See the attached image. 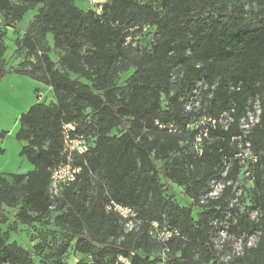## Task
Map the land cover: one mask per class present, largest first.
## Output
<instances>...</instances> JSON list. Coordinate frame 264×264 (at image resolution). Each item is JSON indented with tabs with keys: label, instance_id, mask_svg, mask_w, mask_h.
<instances>
[{
	"label": "trees",
	"instance_id": "16d2710c",
	"mask_svg": "<svg viewBox=\"0 0 264 264\" xmlns=\"http://www.w3.org/2000/svg\"><path fill=\"white\" fill-rule=\"evenodd\" d=\"M76 1L0 0L9 27L42 4L17 39L16 51L34 57L29 66L7 67L8 29L0 30V82L15 72L54 93L52 102H37L20 115L16 138L34 168L0 174V211L16 209L15 228L52 218L68 229L81 255L75 264H118L119 255L130 258V264L161 260L163 244L147 229L126 232L119 217L105 210L111 199L134 206L147 226L160 221L180 229L185 238L170 241L164 264H264V216L253 219L250 214L252 209L264 214V0H105L100 12L84 10ZM49 33L60 50L58 61L49 54ZM200 81L205 83L200 106L187 110ZM257 98L260 119L244 136L240 120ZM232 108L228 127L210 126L203 152L197 153L194 141L202 127L187 124ZM156 121L176 124L180 131L161 128ZM65 123L77 125L90 150L76 161L82 166L76 182L62 190L51 208L49 183L52 169L65 160ZM240 141L244 147L250 143L256 162H241ZM225 161L224 191L201 203ZM246 166L254 186L251 205L243 208L236 190ZM172 184L183 188L188 204L167 197L166 189L175 194ZM227 215L230 236L260 234L255 245L245 241L241 253L222 262L214 237ZM9 238L8 231L0 232V264H44L33 253L38 244L32 251ZM67 248L68 243L60 247L53 264H69L62 259Z\"/></svg>",
	"mask_w": 264,
	"mask_h": 264
},
{
	"label": "rangeland",
	"instance_id": "374dc122",
	"mask_svg": "<svg viewBox=\"0 0 264 264\" xmlns=\"http://www.w3.org/2000/svg\"><path fill=\"white\" fill-rule=\"evenodd\" d=\"M76 3L84 10L98 7L96 4L98 2H93L92 0H77ZM41 6L42 4L32 6L14 27H10L7 30L5 61L7 67L12 71L23 66L27 67L30 61H34V57L27 51H16L17 39H20L27 31L30 22ZM47 40L52 48L49 53L51 59L58 61L60 50L54 48L53 35L51 33L47 35ZM127 76L128 74L122 75V79H125ZM175 76L176 74H174ZM5 77V80L0 82V132L6 131L8 133L4 137H0V148L3 149V152L0 153V174L27 173L34 167L33 164L21 155L22 143L16 138V133L20 128V115L32 106L35 102L34 100L45 103L52 102L54 100V93L52 88L51 90H47L50 86L42 82H40L41 85L36 86L33 79L29 76H20V74L15 72H9ZM204 86V81H200L196 87L195 94H199V98ZM39 91H42L44 96L40 97L38 95ZM195 102V98L191 99L190 105H193ZM112 134H119V131L113 130ZM244 157L247 158L245 154ZM249 171L248 166L242 169L240 173L242 185L236 190V196L242 195L243 197V208L251 205L254 184L250 178ZM172 187L175 194L166 189L167 197L171 196L172 199L181 205L188 204L190 198L187 197L183 188L176 184H172ZM198 211L199 209L197 208L193 212L195 218H198ZM15 212L16 209L8 206H5L4 210L0 211V232H9L10 243L16 241L28 250H32L38 244L40 248L34 250L33 253L36 251L37 258L44 261V264H53L58 250L66 243H68V248L63 254L62 259L66 263L75 264L77 259L81 258V255L75 248L76 239L71 236V232L68 229L55 225L52 218H46V221L42 224H18L17 228H15L17 225L14 217ZM250 214L253 219L264 216L258 209H252ZM229 217L230 215H227L225 220L220 223L222 230L214 237L217 248V259L222 262H230L235 255L241 253L244 249L245 241L248 246L255 245L259 240L260 234L259 231H255L249 235L241 232L230 236L228 233ZM228 239H231V242L226 246L225 243Z\"/></svg>",
	"mask_w": 264,
	"mask_h": 264
},
{
	"label": "built area",
	"instance_id": "2783aa9c",
	"mask_svg": "<svg viewBox=\"0 0 264 264\" xmlns=\"http://www.w3.org/2000/svg\"><path fill=\"white\" fill-rule=\"evenodd\" d=\"M92 1L98 2L96 3L98 7H94L93 9H95L97 12H100L101 4L105 0ZM3 28L8 29L10 27L5 25L4 18L0 14V30ZM147 28L148 27H145L144 31H147ZM139 37H141V35H138L136 37L137 40L133 43V45L137 44ZM130 40L131 37H128L127 43H129ZM195 90L193 95L185 104L187 110H191L193 108H195L196 110L200 106L199 94L196 95ZM38 95L40 97L44 96L42 91H39ZM194 98L196 99V102L193 105H190L191 99ZM259 100L260 99L257 98L253 102L252 108H249L247 114L240 120V125L244 136H246L250 132L252 127L260 119L261 106ZM233 110L234 108L225 111L220 116L203 115L187 124L188 128L202 127L199 133L196 135L194 141V149L197 151V153L202 154L203 152V137L208 136L210 126L212 128H215L218 124H221L222 127L227 128L230 122L233 120V117L231 115V112ZM156 124L161 128H167L171 132L180 131L179 126H177L176 124H164L160 123L159 121H156ZM62 135L64 140L62 153L65 157V160L59 165L55 166L51 171V179L49 183V195L52 200L51 208H54L56 206V203L60 199L62 190L65 187L70 186L72 183L76 182L79 174L82 171V166L77 164L76 161L77 159L83 157V155H85L90 150V143L82 133H79L77 131V125L75 123H65L62 128ZM240 138L241 137H236V139L238 140H240ZM249 145L250 143L246 142V146L244 147L242 146V142H239L240 152L237 153V156L241 157V162H244L246 159L252 160L253 162L257 161V155L252 153ZM244 154L247 156V158L244 157ZM225 163L226 167L222 170V173L218 177L211 179L210 188L205 194L202 195L200 199L201 203H205L209 199L218 198L224 191L226 183L224 182L223 177L226 175L228 168L227 161H225ZM105 210L109 213H114L119 217L120 222L123 224L126 232L147 229V232L152 237L163 244L162 250L160 252L161 260L151 264H164L167 253L170 250V241L176 237L185 238L179 228L171 227L166 223H161L160 221H153L149 226L145 225L143 219L139 217L136 208L132 205H127L111 199L105 204ZM91 258V255L88 256L89 260ZM116 263L130 264L131 262L130 258L119 255Z\"/></svg>",
	"mask_w": 264,
	"mask_h": 264
},
{
	"label": "crops",
	"instance_id": "0c3cea01",
	"mask_svg": "<svg viewBox=\"0 0 264 264\" xmlns=\"http://www.w3.org/2000/svg\"><path fill=\"white\" fill-rule=\"evenodd\" d=\"M7 75H8V74H7ZM20 76H22V75L20 74ZM23 76H24V75H23ZM25 76H26V75H25ZM5 78H6V77H4V78L2 79V81H1V82H3V81L5 80ZM33 82H34V84H35L36 86H39V85H41V83H40L39 81L37 82V81H36V80H34V79H33ZM36 86H35V87H36ZM51 88H52V87H49V88H47V90H48V89H49V90H51ZM46 92H48V91H46ZM31 99H33V98H31ZM32 101H33V100H32ZM34 101H35V102H34L33 104L37 103V101H36V100H34ZM33 104H32V105H33Z\"/></svg>",
	"mask_w": 264,
	"mask_h": 264
}]
</instances>
